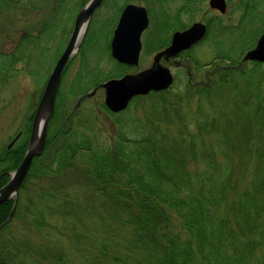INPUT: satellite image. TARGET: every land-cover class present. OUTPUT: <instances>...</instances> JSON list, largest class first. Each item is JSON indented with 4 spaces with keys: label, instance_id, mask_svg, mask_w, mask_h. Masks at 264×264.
<instances>
[{
    "label": "trees",
    "instance_id": "obj_1",
    "mask_svg": "<svg viewBox=\"0 0 264 264\" xmlns=\"http://www.w3.org/2000/svg\"><path fill=\"white\" fill-rule=\"evenodd\" d=\"M255 1L241 3L244 17L253 16L258 2ZM63 5L62 0H54L50 14L36 30H24L12 49L0 48V85L20 69L34 74L28 66L33 50L48 49L52 27L47 25ZM70 21L68 11L64 20L66 34H59L55 50L50 54L51 63L68 36ZM244 27L217 57L229 63L238 62L253 45L262 26L252 32H246ZM253 69L240 71L253 91V99L241 107L251 120L262 110L257 99L261 71ZM121 71L122 68L116 73ZM231 72L228 70L226 75ZM97 82L99 79L94 78L91 84ZM191 88H188L191 96L207 91ZM87 90L88 86L78 94ZM167 92L150 93L148 96L154 97L149 103H142L143 113L130 106L124 112L110 115L100 102L103 112L115 119L112 133L106 137H99L89 124L82 123L80 112L74 111L69 121L64 110L59 112L56 108L42 155L52 154L51 162L41 164L35 159L32 171L55 176L78 169L77 174L94 194L91 198H99L114 211L118 223L128 228L129 244L139 264H244L249 258L261 261L264 259V131L261 132L264 122L259 133L240 141L229 133L220 134L206 116L193 112L194 121L188 122L190 98L175 92L172 102L165 97ZM164 103L181 108L176 113L178 123L166 120ZM239 120V116L233 117L229 130L241 126L243 121ZM252 124L258 129V123ZM28 132L29 122L24 126L19 148L0 151L1 170L16 165ZM253 138L258 144L250 151V165L232 164L234 155ZM6 177L3 173L0 184ZM10 207V200L0 205V222ZM256 248L260 249L258 253ZM0 264H9L2 248Z\"/></svg>",
    "mask_w": 264,
    "mask_h": 264
},
{
    "label": "rangeland",
    "instance_id": "obj_2",
    "mask_svg": "<svg viewBox=\"0 0 264 264\" xmlns=\"http://www.w3.org/2000/svg\"><path fill=\"white\" fill-rule=\"evenodd\" d=\"M2 1L5 0H0V16L3 18L0 19V48L2 50L12 49L15 40L24 30H36L48 17L54 4V0ZM176 1L170 0V3L174 4ZM258 1L261 3L259 13H262L258 19L264 20V0ZM109 3L111 0H106L105 6L102 9L99 8L93 17L92 33L97 34L95 43L98 50L94 54L84 51L74 55L62 77L57 106L61 112L62 104L65 103L63 107L66 115H69L68 113L74 107L77 98L81 95L78 92L82 88L88 86L90 89L94 78L99 81L103 80L114 70L106 50L103 49L107 45L113 21H108L104 26L100 23ZM121 3L122 1L116 2L118 5ZM236 3L237 0H229L227 12H230V15L227 13L225 18L228 24H237L239 12H234L233 8ZM204 6V11L197 12L189 22L186 19L183 21L186 20L188 24L193 20H202L211 15L207 0H204ZM68 11L69 5L60 6L52 23L47 25L52 27L50 28L52 32L48 36V49L33 50L28 66L34 74L20 69L0 85L1 152H5L10 139L18 131L24 130L28 122L50 70V54L55 50L59 34L61 36L66 34L67 28L65 29L64 20ZM258 19L252 22L253 27L257 25ZM91 37L92 35L87 45ZM215 38L212 31L207 39L192 48L191 56L209 60L214 52ZM152 56L153 52H150V48L145 49L142 45L139 67L150 65ZM35 57L36 61L33 60ZM175 60L180 62L173 63L171 60L167 63L175 73L176 79L165 97L173 102L175 92H179L187 99L190 98L188 122L194 121L193 112L199 116H206L211 119L220 134L229 133L240 141L261 131V123L264 122V63L260 66L262 80L257 98L262 105V110L258 113L259 116H253L251 120V117L248 118L241 107L242 103L253 99V91L248 86L245 77L239 73V69L243 67L250 68L252 64L249 61L246 64L234 66V70L237 71L233 70L231 74L223 77L226 63H223L222 67L210 64L194 70V66L188 59L178 57ZM182 62L184 66L189 64L192 66L195 71L193 80L200 84H210L209 90L203 92L201 96L192 95L191 97L188 92L189 89L183 81ZM76 76H78L77 80ZM72 87L73 89L77 87V89L73 90ZM103 97V90H99L94 96L84 99L76 110L80 112L82 123L89 124L88 127L90 126L94 133L101 135L99 137H106L112 133L115 120L114 116H110L100 108L99 103ZM153 97L146 96L145 100L144 98L139 99L132 104V107L134 106L139 113H143L142 103L144 101L149 103ZM164 108L166 120L174 124L178 123L176 113L181 112V108L171 103H164ZM236 116L240 117L243 124L235 125L229 130L228 124ZM141 117L143 119V116ZM70 119L71 116L68 120ZM252 123H258V129ZM55 125L56 122L52 129ZM262 129L261 132L264 131V126ZM244 144L241 152L230 160L232 164L248 162L250 165V151L255 150L258 141L253 138L248 144L247 142ZM17 145L16 142L15 149L19 148ZM51 158L52 154L47 153L37 162L48 163L51 162ZM77 170L73 169L55 176L34 174L33 171L28 175L23 188L19 191L16 215L11 223L0 231V248L5 250L9 264H139L136 261L137 254L129 244L128 228L118 223L114 211L104 206L99 198H91L94 194L77 174ZM259 250L256 248L255 252L258 253ZM42 253L44 257L41 256ZM244 264H264V259L260 261V258H249Z\"/></svg>",
    "mask_w": 264,
    "mask_h": 264
},
{
    "label": "water",
    "instance_id": "obj_3",
    "mask_svg": "<svg viewBox=\"0 0 264 264\" xmlns=\"http://www.w3.org/2000/svg\"><path fill=\"white\" fill-rule=\"evenodd\" d=\"M100 2L101 0H89L77 13L69 42L54 64L33 114L27 149L10 179L0 187V204L8 198L14 197L13 206L8 218L14 210L19 186L26 175L32 159L39 156L44 148L48 125L53 114L55 95L63 68L68 58L76 51L91 14ZM210 5L223 11L225 1L210 0ZM146 24L147 18L144 16L142 9L134 8L132 5H128L125 8L112 40V55L116 59L130 64L137 63L140 49L139 34ZM204 31L205 26L203 24L194 23L187 30L176 32L173 35L171 44L155 55L154 63L151 67L136 74H126L122 78L110 79L100 84L101 87L105 88V104L112 111H119L136 94H144L151 89L160 90L166 88L172 82V75L167 67L158 63L159 58L162 55L168 58L175 55L181 49L189 47L193 42L202 37ZM243 59L264 61V33L259 37L255 48L249 50ZM94 92L95 89L88 95H92Z\"/></svg>",
    "mask_w": 264,
    "mask_h": 264
},
{
    "label": "flooded vegetation",
    "instance_id": "obj_4",
    "mask_svg": "<svg viewBox=\"0 0 264 264\" xmlns=\"http://www.w3.org/2000/svg\"><path fill=\"white\" fill-rule=\"evenodd\" d=\"M123 7L127 3H135L137 5H144L147 11L149 26L144 31V35H151L154 37H166L171 35L174 30L181 29V23L187 19L195 16V4L201 3L203 0H177L174 4L170 0H124ZM116 0H111L109 7L106 8V15L103 14V23L114 21L121 9L118 10ZM216 12V11H215ZM218 19H225V14H215ZM186 19L185 21H183Z\"/></svg>",
    "mask_w": 264,
    "mask_h": 264
}]
</instances>
